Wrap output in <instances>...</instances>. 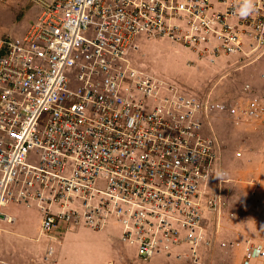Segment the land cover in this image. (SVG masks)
I'll return each instance as SVG.
<instances>
[{"label": "built area", "instance_id": "1", "mask_svg": "<svg viewBox=\"0 0 264 264\" xmlns=\"http://www.w3.org/2000/svg\"><path fill=\"white\" fill-rule=\"evenodd\" d=\"M36 3L29 29L0 39V221L8 204L37 206L44 232L117 223L142 262L206 264L207 216L227 206L208 119H259L264 105L203 99L134 56L161 39L198 61L258 56L264 0ZM261 259L264 244L248 242L243 264Z\"/></svg>", "mask_w": 264, "mask_h": 264}, {"label": "rangeland", "instance_id": "2", "mask_svg": "<svg viewBox=\"0 0 264 264\" xmlns=\"http://www.w3.org/2000/svg\"><path fill=\"white\" fill-rule=\"evenodd\" d=\"M31 2L0 0V34L8 37L10 35L6 32L10 30L15 32L13 35L27 31L29 27L24 31L20 27V21L23 18V7L26 11L32 8L27 16L31 26L36 15L34 11L37 10L35 2ZM151 44L160 47V55H155L159 51L153 50ZM175 44L168 39L144 41L134 59L145 64L148 71L160 80L176 83L184 91L203 99L233 103L243 109L257 97L264 105V52L258 56H222L216 63L202 60L190 68L186 63L187 59L180 54L182 51L176 50L178 54L171 52L168 56L165 55ZM208 123L218 138L221 170L225 172L222 187L227 206L221 219L224 222L227 219L237 221L235 223L239 222L241 225L232 228L233 232L230 233L238 232V244L234 248L236 250L231 251L221 245L210 258L207 255L211 252H207L206 264H242L244 241L264 242V117L232 118L226 114H216L209 117ZM14 208L15 206H10L8 212L11 213ZM231 214L235 216L232 218ZM214 234L209 236L215 238ZM230 234L223 231L226 240L233 237ZM182 262L181 264H189Z\"/></svg>", "mask_w": 264, "mask_h": 264}, {"label": "crops", "instance_id": "3", "mask_svg": "<svg viewBox=\"0 0 264 264\" xmlns=\"http://www.w3.org/2000/svg\"><path fill=\"white\" fill-rule=\"evenodd\" d=\"M36 7L37 10L34 11L36 15L32 24L37 20L41 10L38 4H36ZM32 10L30 8L26 11V8L23 7V18L20 21L22 22L20 27L24 31L30 27L27 16ZM20 18L21 16L18 17V19ZM6 33L10 36H20L25 32L20 35H13L12 33L15 32L10 30ZM4 35L0 34V39L5 38ZM151 47L153 50L159 51L155 55L161 54L160 47L152 44ZM176 50H178L177 52L182 51L180 54L187 59L188 67L191 68L198 64L196 63L199 62L198 53L179 44L172 46L170 52L165 55L168 56L171 52L177 53ZM10 206H15L11 213L8 212ZM3 212L7 215V220L0 221V261L2 264H181L182 262L170 261L166 257H156L150 262L140 261L137 257V248L122 241V228L117 223H110L99 231L84 225H78L69 228L60 227L51 232H44L42 230L44 215L37 206L26 207L24 205L8 204ZM221 218L220 216L217 218L213 214L207 216L205 226L210 235L215 232V238H213V249L206 251L204 254L206 263L205 256L207 252H211L207 255L210 258L211 254L216 253L222 247V244H227L228 246L225 248L231 251L236 250L234 248L238 244L236 241L238 232L236 234L230 233L241 223L231 222L229 219L224 222ZM224 230L228 231L235 239L231 237V239L226 240L223 236ZM244 242L243 259L245 247L248 242L252 243V241ZM256 244H264V242H257ZM251 264H264V259L254 260Z\"/></svg>", "mask_w": 264, "mask_h": 264}, {"label": "clouds", "instance_id": "4", "mask_svg": "<svg viewBox=\"0 0 264 264\" xmlns=\"http://www.w3.org/2000/svg\"><path fill=\"white\" fill-rule=\"evenodd\" d=\"M37 1H38V0H37ZM37 1H34V2H35V4H37V3H36Z\"/></svg>", "mask_w": 264, "mask_h": 264}]
</instances>
